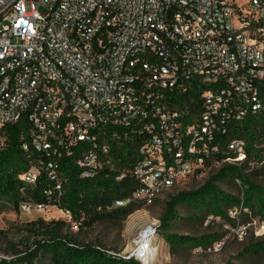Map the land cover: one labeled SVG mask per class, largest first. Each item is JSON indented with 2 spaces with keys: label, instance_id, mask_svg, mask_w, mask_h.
Instances as JSON below:
<instances>
[{
  "label": "built area",
  "instance_id": "2783aa9c",
  "mask_svg": "<svg viewBox=\"0 0 264 264\" xmlns=\"http://www.w3.org/2000/svg\"><path fill=\"white\" fill-rule=\"evenodd\" d=\"M263 88L264 0H0V127L26 116L22 147L36 156L18 174L23 213L71 220L26 189L72 152L93 176L110 163L107 140L129 131L145 132L132 166L143 204L186 176L241 164L244 140L220 147L218 136L264 108Z\"/></svg>",
  "mask_w": 264,
  "mask_h": 264
},
{
  "label": "trees",
  "instance_id": "16d2710c",
  "mask_svg": "<svg viewBox=\"0 0 264 264\" xmlns=\"http://www.w3.org/2000/svg\"><path fill=\"white\" fill-rule=\"evenodd\" d=\"M262 91L264 93V88ZM28 127L26 116L0 127V198L6 199L16 210L21 198L18 174L36 160L34 154H31L32 160L27 157L28 153L22 147L24 142H29ZM228 128L227 135L218 136L220 147L227 139H243L247 158L259 161L258 146H264V108L248 112L241 119L230 122ZM144 138L145 132L134 130L129 131L126 138L116 136L108 139L110 149L107 157L110 163L91 177L81 176V169L75 162L77 153L62 156L56 177L41 170L35 185L26 189V196L38 203L68 209L80 229L105 221L120 223L143 204L132 199L136 187L132 166ZM245 163L224 164L198 187L169 195L159 218L161 232L157 234L170 247L191 242L199 245L211 240V236L197 239L167 231L172 221L179 218L177 207L183 205L203 217H218L225 221L234 219L230 216L231 212L235 214L244 208L264 218V184L249 179L244 172ZM235 181L240 182L241 196L223 190L218 184ZM116 200L127 202L115 207ZM67 226L64 220L46 221L41 217L24 223L21 230L25 237L22 241L14 243L4 239L6 249L3 252L9 257H0V264H143L136 258L117 255L99 243L80 242L75 234L67 230ZM262 250L264 243L246 248L248 254Z\"/></svg>",
  "mask_w": 264,
  "mask_h": 264
},
{
  "label": "rangeland",
  "instance_id": "374dc122",
  "mask_svg": "<svg viewBox=\"0 0 264 264\" xmlns=\"http://www.w3.org/2000/svg\"><path fill=\"white\" fill-rule=\"evenodd\" d=\"M258 147L260 160L255 161L253 157L248 159L246 156L243 168L249 179L264 184V146ZM219 168L215 166L200 174L186 176L159 194L151 204H142L141 208L134 210L120 223L99 222L85 229H80L72 219H64L54 208H49L44 213H23L14 209L6 199L0 198V257H9L3 252L6 249L5 238L14 243L22 241L25 237L21 230L23 224L41 217L46 221L64 220L68 225L67 230L75 234L80 242L99 243L121 256L134 250L141 229L145 225H152L156 230L152 264H264V250L249 254L246 251L247 247L255 243H264V218L247 209L237 210V213L230 214L234 218L232 221H225L218 217H203L187 205L178 206L176 211L179 218L172 221L167 231L187 234L197 239L211 236L209 242L199 245L191 242L179 247H170L163 237L157 234L161 232L158 226L159 218L164 212L168 196L180 190L198 187ZM218 184L223 190L237 196L242 195L240 182Z\"/></svg>",
  "mask_w": 264,
  "mask_h": 264
},
{
  "label": "bare ground",
  "instance_id": "6f19581e",
  "mask_svg": "<svg viewBox=\"0 0 264 264\" xmlns=\"http://www.w3.org/2000/svg\"><path fill=\"white\" fill-rule=\"evenodd\" d=\"M154 236H155L154 228L149 227V225H145L141 229L138 236V240L136 242V246H135L136 248L134 250L137 251V255L140 257L141 261L145 264H152L154 261V255H153Z\"/></svg>",
  "mask_w": 264,
  "mask_h": 264
}]
</instances>
